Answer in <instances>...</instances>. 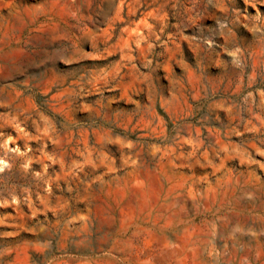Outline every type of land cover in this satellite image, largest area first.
<instances>
[{
  "label": "clouds",
  "instance_id": "obj_1",
  "mask_svg": "<svg viewBox=\"0 0 264 264\" xmlns=\"http://www.w3.org/2000/svg\"><path fill=\"white\" fill-rule=\"evenodd\" d=\"M153 2L156 3V0ZM119 3L121 7L127 6L124 0H119ZM167 4H171L176 11L165 13ZM244 4H251L255 14L247 7H240L239 0H164L148 13V17L159 24L158 31L153 29V25L145 23L148 18L145 17L141 25L147 28V32L142 35L133 30L135 39L131 44L134 47L124 40V35L131 29L129 24L115 45H108L107 39L111 37L106 36L103 49L95 46L92 49L96 57H107L119 51V60L75 63L82 56L73 53L58 58L63 60L61 65L34 57L33 60L38 62L25 65L24 73L35 76L40 71H51L52 78L46 87H56L58 95L55 99L63 105L62 109H58L61 118L49 119L42 113L28 112L19 106L16 98L0 99V107L8 109L11 114V118L0 114L5 124H13L26 137V141L41 142L34 151L27 142L23 145L24 150L20 147L10 148V136L0 143V174L10 176L15 169L23 181L17 187L9 186L4 179H0V192L6 194L0 196V206L16 204L20 208L27 207L31 217H36L38 210L43 211L40 207L43 205L44 209H50L60 216L67 212L68 201L53 196V188L61 196L68 194L69 200L85 201L91 206L106 188L113 185L130 189L133 178L147 185L150 182V177L145 175L148 172L147 158L156 163L157 168L153 171L159 167L179 169L195 164L207 168L212 160L219 159L223 149L210 137L226 142L230 136L241 135L237 131L240 112L230 98L234 94L231 91L233 84L236 90L240 88L237 78L242 81L245 69L250 65L254 73L256 68L264 71V8L257 7L264 5V0H244ZM67 7L70 5L61 4L60 0H43L38 12L50 20ZM121 7L115 8L114 16L106 17L109 30L114 22L121 19ZM137 8L138 5L133 4L130 14L134 15ZM209 8L216 11L209 12ZM78 11L72 15L81 24V33L87 35ZM170 15L176 18L174 24L169 23ZM205 17L212 22H204ZM173 28L172 34L162 39L165 29ZM57 38L70 39L67 35H58ZM184 40L189 42L194 55L182 49ZM158 42L164 49L158 54L165 57L163 60L151 58L152 49ZM3 43L7 47L20 41L6 36ZM80 44L84 47L87 40L81 39ZM141 44L144 46L141 47ZM137 49L139 54L134 56ZM177 66L182 70L176 71ZM261 95L264 96V93ZM245 99L250 101L251 93ZM122 100L125 102L121 103ZM158 107L171 118L174 125L171 131L165 132V123L157 115ZM218 108L227 113L228 124L216 111ZM257 108L259 112H253L249 104L247 111L250 119L245 122V129L253 130L248 126L256 120L264 133V101ZM197 115L201 117L199 120L188 122L189 118ZM34 116L36 119H33ZM213 120L219 129L224 130L223 133L217 128H206ZM233 120L237 122L236 125L231 124ZM29 121L35 128L34 135H29L20 127H29ZM203 131H208L209 136H204ZM3 136L0 133V138ZM48 140L56 145L51 153L46 151ZM260 144L264 146V139L260 140ZM185 145H190L191 150L182 151ZM257 151L264 155V151ZM208 157L211 159L204 163L203 160ZM76 158L82 159L77 162ZM249 162L259 163L250 157ZM33 163L39 164L40 168L32 169L30 166ZM57 164L61 166L60 171L53 167ZM86 165H90L91 170L85 173ZM102 166L116 175L106 176L102 171L98 172L97 169ZM260 166L264 167V164ZM200 179L206 180V177ZM197 182L189 177L186 184L191 187ZM94 185L99 187V191L94 189ZM184 191L187 192V188ZM177 195L180 197L178 211L186 215L191 214L194 208L204 206L202 192L194 193L191 205L183 193ZM89 216L87 227L91 229L96 217L91 212L86 214V218ZM8 222L18 230L47 233L52 228L56 232L67 229L72 220L66 217L61 227L50 224L48 217L35 224H29L27 219L16 223L11 217L0 218V224ZM185 223L190 226V221L186 220ZM212 228H215V222ZM74 235L81 237L79 244L93 242L90 240L92 232L82 234L76 231ZM52 245L53 241L47 240L41 247L49 248Z\"/></svg>",
  "mask_w": 264,
  "mask_h": 264
},
{
  "label": "rangeland",
  "instance_id": "obj_2",
  "mask_svg": "<svg viewBox=\"0 0 264 264\" xmlns=\"http://www.w3.org/2000/svg\"><path fill=\"white\" fill-rule=\"evenodd\" d=\"M42 3L43 0H0V99L16 98L19 106L28 112L35 111L49 119H60L61 112L58 109H62L63 105L55 99L58 95L56 87H46L52 78L51 71H40L35 76L26 75L24 66L38 62L33 60L34 57L47 63L63 65V60L58 58L73 53L82 56L75 63L119 60V51L107 57H96L92 49L94 46L103 49L106 36L111 37L107 39V44L115 45L129 24L131 29L124 35V40L129 42L130 47H134L131 44L135 39L133 30L145 34L147 28L141 25V21H145L148 13L158 4L164 3V0H156V3L153 0H124L127 5L125 7H121L119 0H60L61 4L70 7L58 11L50 20L38 12ZM133 4H137L138 8L131 15ZM239 6L247 7L255 14V9L251 4H244V0H239ZM116 7H121V19L114 22L109 30L106 17L114 16ZM257 7L264 8V5ZM77 9V15L83 18L82 26L86 27L87 35L81 33V24L72 15ZM164 11L174 13L176 9L167 4ZM212 11L216 10L209 8V12ZM175 22L176 18L170 15L169 23ZM204 22L212 21L205 17ZM145 23L159 30V24L151 17ZM173 31L174 28L165 29L162 39H166ZM58 35H67L70 39H59ZM6 36L8 39L18 38L20 43H11L5 47L3 41ZM81 39L87 40L84 47L80 44ZM181 47L194 55L187 40L182 41ZM163 51L158 42L152 49L151 58L163 60L165 57L158 55ZM138 54L137 49L133 55ZM181 70L177 66L176 71ZM236 82L241 86L236 90L233 84L231 91L234 94L230 98L240 112L237 131L241 135L230 136L226 142L210 137L223 149L219 159L212 160L207 168L195 164L179 169L159 167L153 171L157 168L156 163L147 158L148 172L145 175L150 177L147 185L138 183L134 178L130 189L113 185L106 188L91 206L85 201L69 200L68 194L61 196L53 188V196L68 201L67 212L60 216L50 209H44L43 205L40 206L43 211L38 210L36 217H31L27 207L20 208L16 204L0 206V218L11 217L16 223L27 219L29 224H35L48 217L50 224L62 227L66 217L72 220L67 229L56 232L52 228L47 233L18 230L11 226V222L0 224V264H264V167L260 166L264 164V155L257 151H264V146L260 144L264 133L260 131L259 121L256 120L248 126L253 130L245 129V122L250 119L247 111L249 104L253 112L258 113L257 105L264 101L261 95L264 93V71L256 68L254 73L250 65L245 69L243 80L237 78ZM249 93L250 101L245 99ZM216 111L223 122L228 124L227 113L219 108ZM0 114L11 118L9 110L3 107H0ZM157 115L165 123V132L171 131L174 125L168 113L158 107ZM200 118L197 115L189 118L188 122L194 123ZM236 123L235 120L231 121L232 125ZM28 124L27 128L23 125L20 127L29 135L36 134L31 121ZM0 125H3L0 133L4 134L0 143L10 136V148L20 147L24 150L23 145L27 142L34 151L41 143L38 140L26 141V137L13 124H5L2 115ZM206 128H217L221 133L224 131L219 129L214 120ZM203 135L209 136V132L203 131ZM46 143V151L51 153L56 145L51 140ZM190 150V145H185L182 151ZM249 157L259 163H250ZM76 159L79 162L82 158ZM209 159L211 157L203 162L208 163ZM30 167L38 170L40 165L33 163ZM53 167L60 171L59 164ZM90 170L91 166L86 165L85 173ZM97 171H102L106 176L116 175L103 166ZM202 176L206 180H201ZM189 177L198 182L188 187L186 181ZM0 179H4L9 186L19 187L23 182L15 169L10 176L0 174ZM61 186H64L63 181ZM93 187L99 191L97 185ZM196 192L204 194L203 208H194L188 215L179 212L180 197L177 194L183 193L191 205ZM0 196L6 194L0 192ZM174 204L177 207H173ZM89 212L96 217L91 229L87 227V219L91 218H86ZM186 220L190 221V226L185 223ZM76 231L82 234L92 232L90 240L93 242L79 244L81 237L74 235ZM47 240H52L53 245L42 248L41 244Z\"/></svg>",
  "mask_w": 264,
  "mask_h": 264
}]
</instances>
